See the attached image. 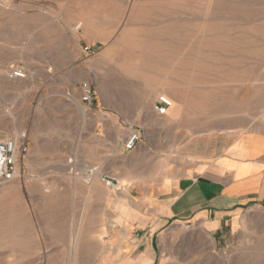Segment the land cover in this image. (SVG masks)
Masks as SVG:
<instances>
[{
  "label": "rangeland",
  "instance_id": "rangeland-1",
  "mask_svg": "<svg viewBox=\"0 0 264 264\" xmlns=\"http://www.w3.org/2000/svg\"><path fill=\"white\" fill-rule=\"evenodd\" d=\"M0 13L17 28L32 21L51 33L54 20L64 31L49 53L33 35L0 46V131L27 133L31 148L23 176L0 182V264H264V198L217 231L172 222L154 260L130 227L143 153L175 177L233 154L236 164L257 160L250 169L264 177V0H0ZM10 67L27 77L9 80ZM84 83L96 95L85 117ZM145 83L161 89L148 110ZM157 96L181 106L178 122L156 124L166 117L153 111ZM131 131L145 145L121 155ZM250 135L261 150L247 156ZM241 176L240 189L260 177Z\"/></svg>",
  "mask_w": 264,
  "mask_h": 264
},
{
  "label": "crops",
  "instance_id": "crops-1",
  "mask_svg": "<svg viewBox=\"0 0 264 264\" xmlns=\"http://www.w3.org/2000/svg\"><path fill=\"white\" fill-rule=\"evenodd\" d=\"M2 15L0 13V22H2L0 25V46H10V42L7 41L11 39H15L21 44L23 42L27 45L34 44L33 36H35L36 47L44 49V53L54 51L51 48L57 49L64 46V31L59 28L54 20H52L54 23L52 26L53 30L50 33L45 24H33L32 21L25 23L22 28H17L15 23L7 20V15ZM79 25L75 28V31L80 27H84L83 23ZM29 35H31L30 39L28 38ZM80 87L81 84L79 85L78 93L79 112L83 117L86 115L92 116L95 112L96 95L94 93L93 103L90 106H86L80 100ZM155 115L159 118L166 116H158L156 113ZM107 122L109 126L112 124L107 119L102 121L104 125L99 122H95L93 125L104 128L108 124ZM0 132L4 136L9 137L4 132ZM131 132L125 136L122 146L119 148L121 155H131L136 150H141V147L145 145L142 142L145 141L144 134L136 131L140 135V141L133 150H125L124 141ZM18 133L20 132L16 134ZM24 134L26 135L27 158L29 159L30 140L28 134ZM255 148L257 150L260 149L259 147ZM225 151L229 152L228 150ZM143 157L146 168L144 171L145 177L143 180H137L139 184L138 196L135 199V205L139 208L136 211L138 218L136 222L130 223V227L135 228V232L144 236L146 239V254L148 253L153 260L156 248H159V235L165 232L172 225V222L176 221L187 225L192 220L201 221L206 225H215L212 229L217 231L221 228L226 218L235 216L247 203L254 201V199L264 198V177L260 176L259 169H250L251 166L255 167L258 164L257 160H254L257 158H253V163L248 161L242 165L241 163L236 164L234 154L231 157L232 159H224L222 156L212 164H200L201 166L196 168V170H186L180 177H175L172 174V167L163 165L164 160L156 158L150 152L143 153ZM151 165L153 166V171H151ZM207 170L209 171L206 173L208 177L202 174ZM242 173L246 174L248 178L258 175L260 177H257V183L253 187L236 188L235 184ZM226 174H230L231 178L226 180ZM115 180H119L122 186H127L130 183V179L123 174ZM121 199L126 200L125 196H122ZM139 258L144 261L142 256H139Z\"/></svg>",
  "mask_w": 264,
  "mask_h": 264
},
{
  "label": "built area",
  "instance_id": "built-area-1",
  "mask_svg": "<svg viewBox=\"0 0 264 264\" xmlns=\"http://www.w3.org/2000/svg\"><path fill=\"white\" fill-rule=\"evenodd\" d=\"M85 52L89 48H84ZM9 80H22L26 78V71L19 67H11L7 72ZM80 100L90 106L94 101V91L92 87L84 83L80 87ZM172 102L165 96H160L154 103L153 110L158 116H165L171 107ZM140 141L138 132H131L124 141V148L127 151L133 150ZM28 155V146L26 144V135L14 134L9 137L0 132V182H9L20 179L27 170L24 162Z\"/></svg>",
  "mask_w": 264,
  "mask_h": 264
},
{
  "label": "bare ground",
  "instance_id": "bare-ground-1",
  "mask_svg": "<svg viewBox=\"0 0 264 264\" xmlns=\"http://www.w3.org/2000/svg\"><path fill=\"white\" fill-rule=\"evenodd\" d=\"M27 77V76H26ZM16 81V80H15ZM147 86H148V91L149 92V96H148V99H146V102L142 103V108H144L145 110H148L150 108V101L153 100L157 94V92H159L160 87L158 86H155V85H150L148 83H145ZM11 86V85H10ZM148 94V93H147ZM159 97V96H157ZM144 100V99H143ZM172 105L171 107L169 108V110L167 111V114H166V117L164 120H159L156 122V124L158 126H162V125H165L167 122L169 123H175V122H178L179 121V118H181V113H182V110H181V106L178 105L177 103H175L174 101H172ZM164 118V117H162ZM180 123V122H179ZM222 134V133H221ZM224 134V133H223ZM211 137V136H210ZM248 140L249 142H247L248 147L245 149V153H247L246 155H250L252 153H259L261 149H258L255 148V147H259L258 145L255 146V143H254V138L252 135L248 136ZM209 144V142H208ZM192 145V144H191ZM189 145V146H191ZM193 146V145H192ZM191 146V147H192ZM190 147V148H191ZM187 148V147H186ZM186 150V149H185ZM189 150V149H187ZM252 158V157H251ZM190 162V161H189ZM243 164V163H242ZM242 177V176H241ZM239 179V178H238ZM114 180V179H113ZM108 182V181H107ZM116 182V181H115ZM246 182V181H245ZM116 184V183H115ZM114 184L110 183L108 184V187L107 188H112ZM242 187V186H241Z\"/></svg>",
  "mask_w": 264,
  "mask_h": 264
},
{
  "label": "water",
  "instance_id": "water-1",
  "mask_svg": "<svg viewBox=\"0 0 264 264\" xmlns=\"http://www.w3.org/2000/svg\"><path fill=\"white\" fill-rule=\"evenodd\" d=\"M104 180H106V181H108V182H110L112 184H115L116 183L115 180H113V179H111L109 177H105Z\"/></svg>",
  "mask_w": 264,
  "mask_h": 264
}]
</instances>
